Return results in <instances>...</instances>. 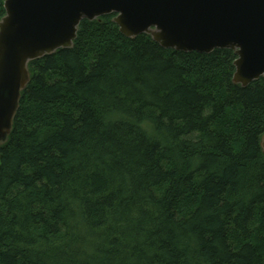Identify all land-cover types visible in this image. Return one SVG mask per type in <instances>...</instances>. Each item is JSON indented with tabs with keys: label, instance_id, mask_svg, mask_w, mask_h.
<instances>
[{
	"label": "trees",
	"instance_id": "obj_1",
	"mask_svg": "<svg viewBox=\"0 0 264 264\" xmlns=\"http://www.w3.org/2000/svg\"><path fill=\"white\" fill-rule=\"evenodd\" d=\"M112 18L29 63L0 145V264H264V78L234 85L233 51Z\"/></svg>",
	"mask_w": 264,
	"mask_h": 264
},
{
	"label": "water",
	"instance_id": "obj_2",
	"mask_svg": "<svg viewBox=\"0 0 264 264\" xmlns=\"http://www.w3.org/2000/svg\"><path fill=\"white\" fill-rule=\"evenodd\" d=\"M0 20V145L6 143L29 63L71 49L82 21L113 15L125 38L149 36L162 49L237 56L232 83L264 78V0H4ZM264 157V135L260 140Z\"/></svg>",
	"mask_w": 264,
	"mask_h": 264
}]
</instances>
